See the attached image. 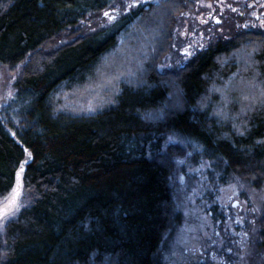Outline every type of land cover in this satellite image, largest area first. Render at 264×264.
Returning <instances> with one entry per match:
<instances>
[{"label": "trees", "instance_id": "obj_1", "mask_svg": "<svg viewBox=\"0 0 264 264\" xmlns=\"http://www.w3.org/2000/svg\"><path fill=\"white\" fill-rule=\"evenodd\" d=\"M117 2L0 0V64L24 62L14 82L17 120L2 112L12 135L0 121V198L26 152L23 182L32 192L0 233V264H160L158 248L172 218L171 164L160 159L164 134L194 140L205 157L223 159L227 171L264 181V32L234 30L179 69L160 72L151 63L138 83L121 84L113 102L93 114L54 109L60 86L92 76L144 6L129 11L118 27L76 35L51 51L42 46ZM178 2L163 0L159 7L166 37ZM96 36L100 41L92 40ZM241 49L247 67L235 59ZM234 74L259 83L244 81L245 96L259 87L263 97L241 118L223 119L214 113L220 96L213 89ZM241 90H230L238 101ZM235 106L233 113L240 111ZM262 225L264 239V219Z\"/></svg>", "mask_w": 264, "mask_h": 264}, {"label": "rangeland", "instance_id": "obj_2", "mask_svg": "<svg viewBox=\"0 0 264 264\" xmlns=\"http://www.w3.org/2000/svg\"><path fill=\"white\" fill-rule=\"evenodd\" d=\"M118 1L89 13L75 27L42 46L43 51H51L72 42L76 35L118 27L129 11L144 6L142 17L127 25L128 33L122 30L117 44L100 59L92 76L81 84L60 86L53 97L55 110L73 115L93 114L113 102L121 84L138 83L141 72L151 63L160 72L179 69L197 50L219 38H229L234 30L264 32V0H179L180 5L167 21L168 37L163 34L164 13L159 8L163 0ZM130 4L134 6L128 7ZM151 5L155 7L149 9ZM101 37L92 40L98 42ZM234 56L243 60L242 67H247L248 54L244 49ZM23 63L13 67L0 64V115L12 116L16 111L12 105L14 82ZM235 75L225 79L223 87L213 89L220 96L214 101V113L223 119L241 118L247 106L263 97L259 87L258 93L251 88L245 96L244 81L250 85L259 83ZM239 87L244 95L240 101L230 91ZM235 103L240 105V111L233 113ZM13 119L16 121L17 117L13 115ZM160 155V159L165 157L171 164L168 184L172 193L171 222L158 248L160 264H264V181L256 183L227 171L223 159L205 157L198 142L175 133L163 135ZM29 159L26 152L13 185ZM31 194L24 186L21 206L14 215L0 219V233L6 222L27 204Z\"/></svg>", "mask_w": 264, "mask_h": 264}, {"label": "snow or ice", "instance_id": "obj_3", "mask_svg": "<svg viewBox=\"0 0 264 264\" xmlns=\"http://www.w3.org/2000/svg\"><path fill=\"white\" fill-rule=\"evenodd\" d=\"M134 4L128 5V7H132ZM106 16L109 14L104 13ZM110 19H114V17H109ZM23 172V167L17 173V183L11 186L10 191L5 190L7 192L2 198H0V219H5L15 214V211L19 209L21 204L19 203L20 197L23 195V181L21 179V173Z\"/></svg>", "mask_w": 264, "mask_h": 264}, {"label": "water", "instance_id": "obj_4", "mask_svg": "<svg viewBox=\"0 0 264 264\" xmlns=\"http://www.w3.org/2000/svg\"><path fill=\"white\" fill-rule=\"evenodd\" d=\"M0 121L4 125L5 129L8 130L10 132V134L12 135L13 133H12L11 129L9 128V126L7 124H5V121H4V118L2 115H0Z\"/></svg>", "mask_w": 264, "mask_h": 264}, {"label": "bare ground", "instance_id": "obj_5", "mask_svg": "<svg viewBox=\"0 0 264 264\" xmlns=\"http://www.w3.org/2000/svg\"><path fill=\"white\" fill-rule=\"evenodd\" d=\"M58 114V113H57ZM11 187V186H10Z\"/></svg>", "mask_w": 264, "mask_h": 264}]
</instances>
